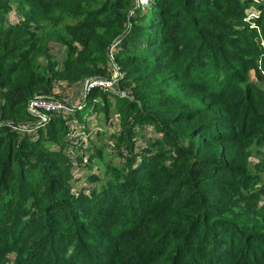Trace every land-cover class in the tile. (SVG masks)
Returning <instances> with one entry per match:
<instances>
[{"label":"trees","instance_id":"obj_1","mask_svg":"<svg viewBox=\"0 0 264 264\" xmlns=\"http://www.w3.org/2000/svg\"><path fill=\"white\" fill-rule=\"evenodd\" d=\"M115 65L95 137L14 127ZM263 175L264 0H0V264H264Z\"/></svg>","mask_w":264,"mask_h":264},{"label":"rangeland","instance_id":"obj_2","mask_svg":"<svg viewBox=\"0 0 264 264\" xmlns=\"http://www.w3.org/2000/svg\"><path fill=\"white\" fill-rule=\"evenodd\" d=\"M139 1L140 2H146L147 0H139ZM254 11H255V9H248L247 10V14H253ZM14 12H16V10L11 11V13H10V17L11 18H13ZM111 57L113 58V56H111ZM115 67H116V69L114 71V74L112 75V76H114V79L118 78L119 75H120V71L117 69L116 65H115ZM87 93L88 92H86V95H87ZM53 97H55L57 99H60V100H63V101L66 102L65 103L66 108L63 109L62 111H60L59 113L62 114V115L65 114L66 116H68V120L72 124L71 135L74 137V139L72 140V145H77L78 144L77 139H81L83 137H86V135H88V133L91 132V131H92L91 135L93 137H95V128L97 127V122L101 123L100 122V115L101 114L97 115V114L94 113L95 115L91 114L89 116L87 114L88 113V111H87L84 116L79 117L77 115V112H76L77 110H80V107H81L82 103H83L82 108L84 107L86 99H83V101H78V102L71 101V100H69L70 94L67 95L66 90H62L60 92L58 91V93L53 95ZM67 101H68V103H67ZM90 110H92V109H90ZM50 117H51V115H49V114L47 115L46 119H43V118L39 119V117L36 116L35 117L36 119H34V121H36L38 119L37 122H30L29 125H27L28 129L31 131V133L32 132L36 133L37 130L39 129V127H43L45 124H47L50 121ZM86 119L87 120L89 119V123H86ZM93 121H95V124L91 125V122L93 123ZM79 154H82V153L79 152ZM72 159H75V157L72 158ZM91 166H92V163L90 161H88L87 159H83L82 163L76 161L75 166L73 167L74 175H76V176H74V178H75L74 180H76L77 174L79 176L88 175V172H90L91 169H92ZM99 174L102 175V177L105 176L101 169H99ZM107 178H108V175H107L106 179ZM106 179L103 178L102 182L104 183L106 181ZM76 182L77 183L75 184L76 185L75 189H79L80 190L81 188H84V187L88 186L93 191H95L94 198H96L97 196H100L102 190L104 189L103 185H102L103 183L97 182L96 184H92L89 178L84 179L83 183H79V179H77ZM83 184H85V185H83ZM260 205L262 206V208L260 206V210L259 211H256L255 210L256 208L254 209V216L255 217H254V219H253L251 224H255L256 225V224H263L264 223V196H262L260 198ZM99 206L100 207H98V208L105 209V208H108L110 205L102 204V205H99ZM95 210H97V209H95ZM263 250H264V247H263Z\"/></svg>","mask_w":264,"mask_h":264},{"label":"built area","instance_id":"obj_3","mask_svg":"<svg viewBox=\"0 0 264 264\" xmlns=\"http://www.w3.org/2000/svg\"><path fill=\"white\" fill-rule=\"evenodd\" d=\"M256 17H257V12L255 10L253 14H246L245 19L250 23L251 27H257V23L255 21ZM117 81L118 78L114 79V76L109 78L100 77V76L92 77L85 82L84 88L86 92H88L93 88L114 89L116 87ZM65 103H66L65 101L57 99L53 96L36 95L28 101L27 110L28 112H30V114L39 117V119L40 118L46 119L47 115L50 112H60L63 109H65L66 108ZM82 105L80 108H82ZM27 125H29V123L14 125V127L16 128V130H22V129L27 130L28 129ZM72 138L74 139L73 136Z\"/></svg>","mask_w":264,"mask_h":264},{"label":"crops","instance_id":"obj_4","mask_svg":"<svg viewBox=\"0 0 264 264\" xmlns=\"http://www.w3.org/2000/svg\"><path fill=\"white\" fill-rule=\"evenodd\" d=\"M69 94H70L69 100L78 102V101H83V99H85L86 91L83 85H78L76 87V90L69 92Z\"/></svg>","mask_w":264,"mask_h":264},{"label":"water","instance_id":"obj_5","mask_svg":"<svg viewBox=\"0 0 264 264\" xmlns=\"http://www.w3.org/2000/svg\"><path fill=\"white\" fill-rule=\"evenodd\" d=\"M85 99H87V95L85 96Z\"/></svg>","mask_w":264,"mask_h":264}]
</instances>
